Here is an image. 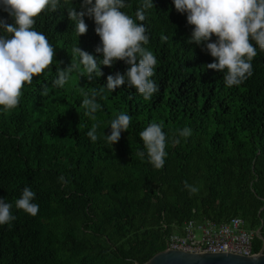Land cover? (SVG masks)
Wrapping results in <instances>:
<instances>
[{
    "label": "trees",
    "instance_id": "trees-1",
    "mask_svg": "<svg viewBox=\"0 0 264 264\" xmlns=\"http://www.w3.org/2000/svg\"><path fill=\"white\" fill-rule=\"evenodd\" d=\"M60 2L34 25L55 48L52 72L25 85L14 110H0V198L16 216L0 225V264H143L185 222L234 217L246 229L259 228L260 239L251 244V253H258L264 243V50L257 46L253 75L229 87L224 72L207 69L214 58L203 45L188 41L193 26L187 14L178 13L172 0H151L142 23L145 47L158 61L151 77L157 93L144 100L127 84L109 91L107 77L127 71L123 61L101 65L103 75L91 81L81 76V65L57 88L56 73L73 62L75 46L102 59L95 52L100 38L94 20L85 16L87 32L78 36L68 18L83 0ZM126 3L121 11L136 20L143 0ZM0 18L14 22L2 10ZM45 86L47 96L41 94ZM93 91L101 105L95 120L82 106ZM121 112L131 124L111 146L103 134H110V122ZM151 122H163L167 136L159 170L148 162L139 135ZM93 124L99 125L95 142L87 135ZM185 127L192 135L179 137ZM185 181L198 192L190 193ZM25 187L35 192V217L15 207Z\"/></svg>",
    "mask_w": 264,
    "mask_h": 264
},
{
    "label": "clouds",
    "instance_id": "clouds-1",
    "mask_svg": "<svg viewBox=\"0 0 264 264\" xmlns=\"http://www.w3.org/2000/svg\"><path fill=\"white\" fill-rule=\"evenodd\" d=\"M175 10L187 14V23L193 26L191 44L203 45L214 58L207 69L224 72L227 86H240L253 75L251 61L257 55V46L264 50V0H172ZM61 7L60 0H0V10L6 12L14 21L8 23L0 18V110L10 112L20 103L25 85H32L34 77H40L45 70L52 72L55 48L48 38L34 27L36 18L46 10L55 12ZM81 10L74 7L67 12L68 18L75 22L78 36L87 32L84 17L94 20L95 34L100 38V44L95 52L102 57L97 59L88 52L75 46L72 49L73 62L64 70L57 71L53 86L63 88L69 81L70 74L76 70L81 76L91 81L94 77L103 75L101 65L112 67L117 61L128 65L125 74L117 72L107 77L106 87L109 91L127 84L142 94L144 100H149L158 92L154 76L158 61L153 52L146 49L149 43L147 28L142 23L145 20L146 8H153L151 0H143V6L135 13L136 20L122 12L129 7L126 0H83ZM139 20L141 23H137ZM214 42H210L212 37ZM167 39V37H162ZM255 42V46L252 43ZM99 61V62H98ZM226 70V71H225ZM38 82V81H35ZM83 91V88L81 89ZM45 86L42 95L49 94ZM97 93L89 97L85 94L82 106L85 115L96 119V113L101 105L96 102ZM131 116L121 112L114 118L108 128L110 134L104 135L105 140L112 145L119 142L121 133L127 132L131 124ZM98 124H93L87 135L95 142ZM163 122H151L139 133L147 150L148 162L156 169H162L167 156V136L163 131ZM179 137H190L192 130L185 127L178 133ZM179 144L180 140L176 139ZM137 155L145 156L144 151ZM190 193L198 192V188L184 182ZM35 192L25 187L15 207L26 214L35 217L39 205L34 203ZM13 205L0 198V225H10L16 216L12 214ZM260 254L253 256L258 261Z\"/></svg>",
    "mask_w": 264,
    "mask_h": 264
},
{
    "label": "built area",
    "instance_id": "built-area-1",
    "mask_svg": "<svg viewBox=\"0 0 264 264\" xmlns=\"http://www.w3.org/2000/svg\"><path fill=\"white\" fill-rule=\"evenodd\" d=\"M199 233V237L196 236ZM260 239L259 228L249 230L243 227L239 218H230L221 223L189 220L179 232L170 234L166 248L186 253H230L240 256L251 253L253 239Z\"/></svg>",
    "mask_w": 264,
    "mask_h": 264
},
{
    "label": "water",
    "instance_id": "water-1",
    "mask_svg": "<svg viewBox=\"0 0 264 264\" xmlns=\"http://www.w3.org/2000/svg\"><path fill=\"white\" fill-rule=\"evenodd\" d=\"M257 254H260L259 260L253 261L252 257ZM143 264H264V243L259 252L251 256L230 253H186L164 249Z\"/></svg>",
    "mask_w": 264,
    "mask_h": 264
},
{
    "label": "rangeland",
    "instance_id": "rangeland-1",
    "mask_svg": "<svg viewBox=\"0 0 264 264\" xmlns=\"http://www.w3.org/2000/svg\"><path fill=\"white\" fill-rule=\"evenodd\" d=\"M196 236L199 237V233L198 232H196Z\"/></svg>",
    "mask_w": 264,
    "mask_h": 264
}]
</instances>
